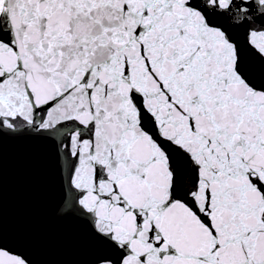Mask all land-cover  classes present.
<instances>
[{
  "label": "snow or ice",
  "instance_id": "snow-or-ice-1",
  "mask_svg": "<svg viewBox=\"0 0 264 264\" xmlns=\"http://www.w3.org/2000/svg\"><path fill=\"white\" fill-rule=\"evenodd\" d=\"M21 141L79 264H264V0H0V180Z\"/></svg>",
  "mask_w": 264,
  "mask_h": 264
},
{
  "label": "water",
  "instance_id": "water-1",
  "mask_svg": "<svg viewBox=\"0 0 264 264\" xmlns=\"http://www.w3.org/2000/svg\"><path fill=\"white\" fill-rule=\"evenodd\" d=\"M0 180V217L7 241L25 251L35 264H79L82 226L71 215L56 216L66 195L64 174L58 172L43 142H10L4 149Z\"/></svg>",
  "mask_w": 264,
  "mask_h": 264
}]
</instances>
